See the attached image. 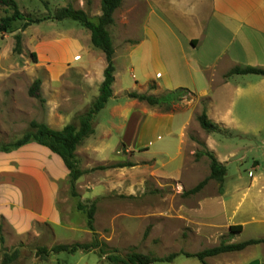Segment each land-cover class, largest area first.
<instances>
[{
    "label": "crops",
    "instance_id": "obj_1",
    "mask_svg": "<svg viewBox=\"0 0 264 264\" xmlns=\"http://www.w3.org/2000/svg\"><path fill=\"white\" fill-rule=\"evenodd\" d=\"M99 14L100 8L97 16ZM108 30L114 53L121 54L122 66L130 74L133 85L117 91L111 86L110 116H117L120 121H110V127H102L100 133L93 127L84 150L92 162L108 165L123 162L138 148L148 153L144 161H152L151 169L141 174L142 164L130 159L132 166H115L106 169L101 176L94 175L91 166L80 177L89 180V177H111L112 174L118 177L150 174L181 181L186 187L195 186L209 175L210 163L207 156L194 157L196 143L189 141L187 134L196 130L202 133L200 140L205 147L226 166V174L221 191L219 184L210 179L199 191L200 202L194 206L181 205L179 216L205 248L218 245L221 238L227 237L226 243L264 239V76L233 73L223 77L233 67L264 69V0H123L112 14ZM74 44H79L77 37ZM97 49L91 43L89 32V87H95V93L106 67L104 54ZM115 57L113 55L112 85L123 78L116 75ZM74 58L82 57L76 53ZM148 83L165 91L183 87L194 98L203 99L207 117L232 133L233 141L228 144L223 137L219 140V132H205L195 120L200 112H195L191 105L160 112L149 107L142 109L136 99L129 98L125 104H120L115 98L119 92L140 90ZM40 91L47 105L53 96L57 117L54 121L48 114L42 122L52 129H61L68 123L61 101H66L63 105L66 108L69 100L62 95L59 78L50 77V68L49 78L46 83L41 81ZM137 105L140 108L135 110ZM110 129L121 133L114 146L108 143ZM112 153L124 156V160L115 159L110 156ZM245 160L251 163L246 175L237 166L228 177V165L231 162L240 165ZM172 165L176 167L171 168ZM137 166L141 168L139 175L135 174ZM136 182L140 179L131 180L133 185ZM210 184L213 185L208 190ZM68 185V169L61 157L46 146L28 141L6 151L0 150V241L4 243L29 234L39 223L57 233L62 229H77L71 221L63 219L59 209V194ZM119 188V181L116 184L97 182V185L87 186V198L106 195ZM188 207H196L206 215L201 227L194 228L192 215L184 213ZM238 225L239 231L229 232V226ZM57 241L64 240L57 236ZM82 253L89 254V251ZM210 257H215V264H264V244L209 256L206 262ZM101 258V262L106 259Z\"/></svg>",
    "mask_w": 264,
    "mask_h": 264
},
{
    "label": "rangeland",
    "instance_id": "obj_2",
    "mask_svg": "<svg viewBox=\"0 0 264 264\" xmlns=\"http://www.w3.org/2000/svg\"><path fill=\"white\" fill-rule=\"evenodd\" d=\"M44 1L46 3L41 0H16L19 11L25 16H30L32 19L44 17V20L33 22L24 29H21L24 20H15L10 24L9 32H0V146L9 144L20 138L25 132L30 131L31 121L42 122L48 117V114L54 121L57 120L54 114L56 107L53 106V96L50 97L49 100L52 101H49L47 105L44 99L39 101L28 94V88L35 78L47 82L49 68L50 77L52 80L59 78L62 95L68 97L66 108L63 106L66 105V101H61L63 104L61 110L67 113L68 123L78 126L79 117L87 112L92 101L99 94V87H96V93L95 87H89V31L71 19L54 20L46 17L52 16L58 8L71 5L74 8L83 9L88 18L96 21L100 0ZM11 13V9L0 6V18L11 15ZM17 33L21 35L19 53L14 49ZM76 37L79 40L78 45L74 44ZM97 51L100 50L97 49ZM76 53L82 57L80 60L77 59L78 57L74 58ZM114 55L116 56V75L117 77L121 75L123 78H118L119 82L116 81L115 86L112 85V87L115 91L119 88L132 87L130 74L122 66L124 60L121 54L117 51ZM141 87L140 90H124L114 97L120 104H125L129 99L126 96L129 91L155 96L165 92L159 87L152 88L151 83ZM95 94L97 95L95 96ZM112 97L113 94L92 120L93 127L99 133L102 127H110V121L113 123L120 121L117 116L113 118L110 116L109 107L113 104ZM137 103L141 105L142 109L149 107V109L167 112L160 107L151 106L145 101ZM203 104V99H196L188 93L176 104L175 108L178 110L191 105L195 112H200ZM138 108L140 106L137 105L135 110ZM110 130L111 137L108 143L114 146L118 143L121 133L114 129ZM219 133L217 134L221 138L219 140H222L223 137L228 144L233 141L231 138L234 137H231L232 133L227 132V129H223ZM187 135L189 141L196 143L195 150L202 148L203 142L200 140L203 139L202 133L192 130ZM237 142L241 141L237 140ZM87 144H89V136L82 140L78 147L79 153L76 155L79 168L82 171L86 172L93 166L94 175L101 176L106 169L115 168L113 165L128 162L130 159L142 164L141 174L145 173V170L148 172L151 169L152 161H144L148 158V153L140 151L138 148H134L137 152L131 157L126 156L125 160L122 155L113 153L110 155L117 160L123 159V162H111L108 165L92 162L89 153L84 150ZM250 164V160H245L240 165L231 162L227 167L228 177L236 171L237 166L246 175ZM101 166L106 168H98ZM175 167L176 165L171 166V168ZM137 168L135 174L139 175L141 168L138 166ZM133 178L140 179V182L131 184ZM86 179V177L78 178L73 189L69 183L67 188H64L59 194V209L63 214V219L71 221L77 229H62L58 233L55 230V234L50 226L44 223L36 224L29 234L13 237L4 243L0 241V264H3L4 253L13 257L14 251H16L15 259L9 264H114L109 260L101 262L102 258L100 259L99 255L103 257L107 254L103 252L112 253L113 251L114 254L126 257L131 252H139L159 258L174 252L193 253L205 248L204 245H199L201 240L193 236L191 228L187 227L185 221L179 216L181 205L194 206L197 201L199 203L202 199L199 192L190 195L182 194L193 186L186 187L181 181L154 177L150 174L142 177H133V173L127 174V177H118V175L112 174L111 177H89V180ZM107 181L115 184L119 181L120 188L93 199L87 198L89 197L88 185H97V182ZM212 185L208 186V190L212 188ZM79 205L84 208H79ZM91 205L93 206V231L87 228L86 222V211ZM184 213L192 215L194 228L195 226L201 227V223L207 219L206 215L200 213L196 207L186 208ZM216 220L214 219V221ZM196 222H200V224ZM147 226H150L148 231L146 230ZM57 236L64 241H57ZM227 240L228 237L221 238L217 244L226 243ZM66 241L68 244H84L94 241L97 243L98 249H96L97 252L89 251V254L82 253L86 252L82 249L71 253L65 251L55 253L53 251L56 245L67 244ZM207 262L215 264V257H210ZM154 264L201 263L196 258L179 255L171 262L156 261Z\"/></svg>",
    "mask_w": 264,
    "mask_h": 264
},
{
    "label": "trees",
    "instance_id": "obj_3",
    "mask_svg": "<svg viewBox=\"0 0 264 264\" xmlns=\"http://www.w3.org/2000/svg\"><path fill=\"white\" fill-rule=\"evenodd\" d=\"M46 3L44 0H41ZM123 0H100V14L96 17V21L88 18L86 12L80 8H74L71 5H67L61 8L56 9L52 16H48L46 18H52L54 20H62V19H71L79 23L80 26L87 29L90 32V40L94 47L100 49L105 57L106 67L103 72V80L99 86V94L92 101L89 109L86 113L81 115L78 119V126L73 123H68L64 125L61 129L56 130L49 127L46 123L31 121L30 122V131L25 132L20 138L15 139L13 142L6 144L4 146H0V150H9L11 148L18 147L28 141H34L38 144L46 146L52 152L59 155L65 164L66 168L69 171V183L71 189L74 187V183L76 180L85 172L79 168L78 159L76 157V148L77 146L84 140L86 137L91 135L94 132V128L92 125V120L99 110H101L108 99L112 95V83L114 80V63H113V55H114V46L113 41L108 30L109 24L112 22V14L114 10L122 3ZM0 6H4L6 8L11 9V15L0 18V32H9L10 24L15 20H24L21 29H24L26 26L30 25L33 22H39L44 20L43 18H30V16H25L18 9V5L16 0H0ZM20 44H21V35L17 33L15 35V51L17 53L20 52ZM34 55V53H32ZM257 74L264 76V69H258L253 67H233L229 69L223 77H227L230 74ZM41 79L35 78L31 85L28 88V94L31 97L38 99L39 101H43L40 91ZM154 83H151V87L154 88ZM190 91L183 87H178L172 90H166L162 92L160 95H146L143 93H139L136 91H129L126 93L128 98L136 99L138 101H145L147 104L151 106H157L162 108L164 111L170 112L175 111L176 104L186 95H188ZM196 120L199 123L200 127L207 133L220 132L223 130L217 124L213 123L206 115L205 106L203 105L199 114L196 115ZM201 149H197L194 151V157L196 159L201 156H207L210 160L209 163V175L205 177L203 180L198 182L192 188L185 190L183 195H190L199 192L205 184L213 179L219 184V191L222 190V184L224 180V176L226 174V166L219 162L212 151L208 150L205 145L201 144ZM131 162L118 163L113 166H132ZM100 169L106 168L105 166L98 167ZM94 170V169H92ZM79 208H84L79 205ZM86 222L87 228L90 231H93V206L86 211ZM150 226H147L146 230ZM241 227L238 226H229V232L239 231ZM2 240V237L0 236ZM263 243L264 239H249L243 242L238 243H219L210 248H205L201 251L190 253V252H174L170 253L164 257H153L148 254H143L139 252H131L126 257H122L121 255L107 253L105 255V260H109L114 264H154L156 261H172L178 254H183L185 257H193L196 258L201 264H208L206 262V257L214 256L223 252H231V251H239L251 244ZM105 245V243H103ZM96 242L90 243H72V244H58L53 248L55 253L60 251L65 252H75L77 250L91 251L98 249ZM16 251H14V256L11 257L7 255V253L3 254L2 263L9 264L13 259H15ZM102 255H99L101 257Z\"/></svg>",
    "mask_w": 264,
    "mask_h": 264
}]
</instances>
